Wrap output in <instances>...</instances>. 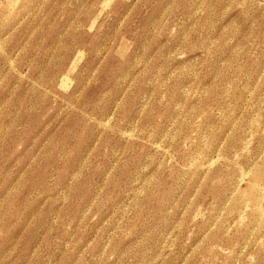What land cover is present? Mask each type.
<instances>
[{
    "label": "rangeland",
    "instance_id": "374dc122",
    "mask_svg": "<svg viewBox=\"0 0 264 264\" xmlns=\"http://www.w3.org/2000/svg\"><path fill=\"white\" fill-rule=\"evenodd\" d=\"M0 264H264V0H0Z\"/></svg>",
    "mask_w": 264,
    "mask_h": 264
}]
</instances>
